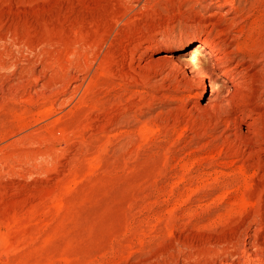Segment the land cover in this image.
<instances>
[{
	"label": "rangeland",
	"instance_id": "374dc122",
	"mask_svg": "<svg viewBox=\"0 0 264 264\" xmlns=\"http://www.w3.org/2000/svg\"><path fill=\"white\" fill-rule=\"evenodd\" d=\"M229 1L0 0V264H264V0ZM210 42L251 119L162 58Z\"/></svg>",
	"mask_w": 264,
	"mask_h": 264
},
{
	"label": "bare ground",
	"instance_id": "6f19581e",
	"mask_svg": "<svg viewBox=\"0 0 264 264\" xmlns=\"http://www.w3.org/2000/svg\"><path fill=\"white\" fill-rule=\"evenodd\" d=\"M227 2H230L231 6L233 5V3L231 1L227 0ZM199 42L203 44L201 46H204V44H206V41L201 40ZM220 44H221V42H220ZM217 47H219V45H215L214 43H211V42L208 44L207 48L205 47L203 49V47H201L200 50L201 51L206 50V52H205L206 54H202L204 58L196 59V64H194V65L185 64L186 60L184 59V57H186L189 53L187 55H185L183 57H179V58H175L173 56L172 57L164 56L162 58L167 59V62H169V64L172 65L173 68H175V69L180 68V67H184L185 71H186V73H185L186 76H184V78H186L187 84H190V86H191L192 83L201 81V80L209 77L210 73L214 69H216L220 66L222 59H224L226 61L228 66L231 65L230 63H234V61L232 59H230L225 52H223L224 49H223V51L221 49H219L220 53L221 54L223 53L224 56H221V54H220V56H216L215 52L217 50ZM223 47H224V45H223ZM196 48H198V46H196ZM196 48H195V51H196ZM198 58H200V57H198ZM253 63H254V65L260 64L257 58L253 59ZM263 65H264V63H263ZM230 67L231 66H229V68ZM252 67L253 66L247 67L244 62L242 64H241V62H238L236 65H233L229 69V73L232 76V79L228 80L223 85L218 86V88H215L214 90L211 91L212 99L210 102V109L213 108L214 106H219V108L223 111V113L234 114L236 116H238V113H241L246 118L245 119L246 121L249 118L251 119L252 115L255 112L254 110H250L249 114H247L246 113V109H247L246 105L245 106H238L237 108H235L233 105L229 104L228 101L230 99H232L231 97H237V94L241 91V87L239 84H237V80L241 77L243 78L247 74L249 69H251ZM263 69H264V66H263ZM213 109H211V110L215 111ZM254 124H255V121L254 122L248 121L247 130L244 131L246 135H248L252 132L251 129L254 128L253 127ZM250 256L251 255L247 252V250L244 251L243 252V258H242L243 262H239V263L240 264H254V263H252L253 259Z\"/></svg>",
	"mask_w": 264,
	"mask_h": 264
}]
</instances>
